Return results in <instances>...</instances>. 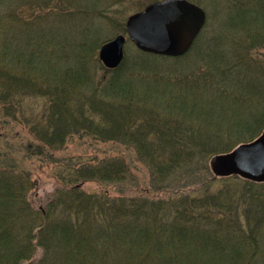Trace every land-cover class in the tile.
Returning <instances> with one entry per match:
<instances>
[{"label": "trees", "instance_id": "1", "mask_svg": "<svg viewBox=\"0 0 264 264\" xmlns=\"http://www.w3.org/2000/svg\"><path fill=\"white\" fill-rule=\"evenodd\" d=\"M14 1L0 0V111L26 128V151L50 157L76 135L127 144L152 191L166 195L86 191L89 182L133 181L130 166L118 155L65 160L41 210L29 200V173L0 167V264H264L259 235L240 230L234 213L241 202L264 207V182L221 177L213 190L210 177L175 182L194 161L264 129V0H190L206 23L185 54L146 53L128 42L114 69L97 57L98 30L109 23L125 32L127 16L116 8L123 0H58V17L38 22L17 14L22 2ZM29 98L43 99L41 110Z\"/></svg>", "mask_w": 264, "mask_h": 264}, {"label": "rangeland", "instance_id": "2", "mask_svg": "<svg viewBox=\"0 0 264 264\" xmlns=\"http://www.w3.org/2000/svg\"><path fill=\"white\" fill-rule=\"evenodd\" d=\"M84 1L91 2V0ZM14 2H22L16 8L17 14H23V16H26L24 18L33 19V21L37 22L40 19L46 17L57 18L60 12L57 9V6L60 4L58 0H46L44 2L41 1V4H39V0H37V2L15 0ZM45 2L46 4H44ZM146 3L147 0H123L122 4H116V8H120V11L128 16L129 14L142 10L147 5ZM36 6L41 7L37 9L35 8ZM50 6L51 8L49 10ZM114 6L115 5H113V7ZM140 7L141 9H139ZM115 29L116 27L114 25L103 23L102 29L98 30V36H103V42H105L109 39H112L116 35L124 34L116 33L114 31ZM130 48L131 45L126 42L124 45V53H126ZM260 55H262V52H260ZM262 56L264 57V55ZM26 102L34 112L41 110L44 105V101L41 98H29L26 100ZM31 139L32 138L27 133L26 128L23 127L22 124L14 123L5 119L1 115L0 111V167H13L17 170L29 173L31 179L34 181V186L29 194V200L36 208L43 210L42 208L45 202L49 199L50 193L55 189L57 182L53 173H56L58 164L65 160H70L75 163L78 160L104 158L111 155H118L125 159L132 170L134 180L124 183L120 187H114L112 185L100 187L89 182L83 185L86 191H99L100 189L105 188L108 190L110 195H115L117 191H120L128 196H135L138 198H154L151 199L154 201L166 195V193L159 195L152 191L150 188L148 169L143 162L137 159L133 148L130 145L110 141L103 142L86 135H76L69 138L62 149L49 150V152L52 153V156L49 157L46 154L48 150H44V153L41 154H32L27 152L24 146L25 143ZM211 158L212 156L207 159H198L188 167L182 169L175 177L176 180L174 179L175 182H177V185H194L197 184V182L210 177L213 182V185L211 186L212 190L217 188L220 185L221 177L214 176L210 166ZM183 194H189V197H196L199 195L191 192L188 194L187 192H183ZM234 213H238L235 221L238 223L240 230H242V227H248L249 229H252L254 233L259 235L260 249L264 252V207H257L256 203L241 202V204H238L236 208H234ZM251 219L253 221H251ZM254 221L256 222L253 223ZM41 255L42 250H36L35 256L31 260V263L38 261ZM259 256L264 259V253H261Z\"/></svg>", "mask_w": 264, "mask_h": 264}, {"label": "water", "instance_id": "3", "mask_svg": "<svg viewBox=\"0 0 264 264\" xmlns=\"http://www.w3.org/2000/svg\"><path fill=\"white\" fill-rule=\"evenodd\" d=\"M205 22V11L189 0L149 3L127 16L125 34L101 44L98 58L107 69L118 67L127 40L142 52L181 56L190 49ZM210 166L216 177L235 175L253 182H264V129L255 139L212 156Z\"/></svg>", "mask_w": 264, "mask_h": 264}]
</instances>
